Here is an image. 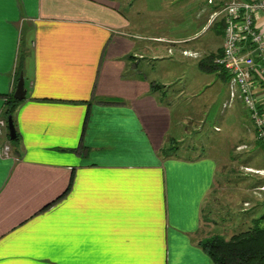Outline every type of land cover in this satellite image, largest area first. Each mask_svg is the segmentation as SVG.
<instances>
[{
  "label": "crops",
  "instance_id": "crops-1",
  "mask_svg": "<svg viewBox=\"0 0 264 264\" xmlns=\"http://www.w3.org/2000/svg\"><path fill=\"white\" fill-rule=\"evenodd\" d=\"M224 1L208 0L202 30ZM256 25L264 34V12ZM143 27L119 0H0V118L21 73L27 88L13 119L18 141L0 134V264H215L202 242L221 172L207 154H177L170 83L147 72L175 52L200 58L197 33L166 38ZM249 143L240 139V151H254ZM246 168L256 182H240L250 205L241 226L264 203L245 194L264 190V166Z\"/></svg>",
  "mask_w": 264,
  "mask_h": 264
},
{
  "label": "rangeland",
  "instance_id": "rangeland-1",
  "mask_svg": "<svg viewBox=\"0 0 264 264\" xmlns=\"http://www.w3.org/2000/svg\"><path fill=\"white\" fill-rule=\"evenodd\" d=\"M119 2H122L123 11L129 13L132 19L136 16L145 24V27L139 28L144 35L173 38L197 33L191 47L199 48L200 58L184 59L182 54L175 52L172 57L149 65L147 72L150 76H157L159 83H170V86L168 85L170 94L165 96V101H172L175 110L172 126L174 128L171 133L183 137L180 142L182 149L177 154L183 156L207 154L218 164L221 174L218 175V181L209 198L212 200L211 211L204 219L210 236L221 234L229 238L235 233L247 230L249 226L240 224V212L243 207L248 208L250 205L242 202L244 192L240 189V182H256V177L246 175L253 174L246 165L264 166V148L257 144L256 137V141L252 139L249 143L253 137L250 136L248 128L252 129L254 124L250 111L243 101L235 98L229 107H223L224 100L231 98L228 82L217 72H204L198 66V61L215 50L223 38L213 28L215 22L211 27L207 26L202 30L210 12H204L210 8L208 0H119ZM154 44L166 45L162 42ZM163 51L167 53L166 50ZM147 61L150 59L146 57L144 62ZM209 104L211 107H208ZM185 129L189 132L185 133ZM240 139L247 140L254 146V151H240ZM245 194L247 199L249 195L256 196L255 200L252 198L255 203L264 202V190L255 193L245 190Z\"/></svg>",
  "mask_w": 264,
  "mask_h": 264
},
{
  "label": "built area",
  "instance_id": "built-area-1",
  "mask_svg": "<svg viewBox=\"0 0 264 264\" xmlns=\"http://www.w3.org/2000/svg\"><path fill=\"white\" fill-rule=\"evenodd\" d=\"M261 12L264 0H225L213 17L225 20L222 54L216 63L231 75L230 101H243L250 111L256 138L264 142V108L257 95V82L264 81V34L256 25ZM6 129V119L0 118V134ZM3 154L12 155L11 142L5 143Z\"/></svg>",
  "mask_w": 264,
  "mask_h": 264
},
{
  "label": "trees",
  "instance_id": "trees-1",
  "mask_svg": "<svg viewBox=\"0 0 264 264\" xmlns=\"http://www.w3.org/2000/svg\"><path fill=\"white\" fill-rule=\"evenodd\" d=\"M223 4L217 6V8H221ZM213 28L216 33L224 38L225 20L223 18H219L213 24ZM221 54L222 49L211 52L199 60V67L206 72L219 71L220 76L230 81L231 75L216 63V58L221 56ZM154 87L161 89L164 86L157 84ZM21 102L22 100L16 99L13 93L8 96L5 108V119L7 122L9 116L14 119L15 112ZM18 135L17 133V138L13 140L14 142L18 141ZM257 144L264 148V142L257 139ZM172 148L176 149L177 146ZM164 151L166 154L170 152L168 149ZM202 246L215 264H264V203L262 213L254 218L252 225L247 230L235 233L229 238L221 234L211 235L203 240Z\"/></svg>",
  "mask_w": 264,
  "mask_h": 264
},
{
  "label": "water",
  "instance_id": "water-1",
  "mask_svg": "<svg viewBox=\"0 0 264 264\" xmlns=\"http://www.w3.org/2000/svg\"><path fill=\"white\" fill-rule=\"evenodd\" d=\"M14 97L18 100H24L27 97V88L25 86V76L23 73H21L19 77ZM8 130L10 138L15 140L17 138V130L12 116H9L8 118Z\"/></svg>",
  "mask_w": 264,
  "mask_h": 264
}]
</instances>
